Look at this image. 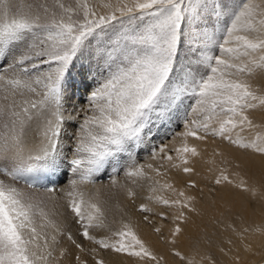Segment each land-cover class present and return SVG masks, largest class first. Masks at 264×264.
Returning a JSON list of instances; mask_svg holds the SVG:
<instances>
[{
	"label": "snow or ice",
	"instance_id": "6c2138e0",
	"mask_svg": "<svg viewBox=\"0 0 264 264\" xmlns=\"http://www.w3.org/2000/svg\"><path fill=\"white\" fill-rule=\"evenodd\" d=\"M201 180L260 222L205 224ZM232 236L264 250V0H0V264H224Z\"/></svg>",
	"mask_w": 264,
	"mask_h": 264
},
{
	"label": "bare ground",
	"instance_id": "6f19581e",
	"mask_svg": "<svg viewBox=\"0 0 264 264\" xmlns=\"http://www.w3.org/2000/svg\"><path fill=\"white\" fill-rule=\"evenodd\" d=\"M77 95L79 96L80 94L78 93ZM179 131H177V132H179ZM181 131H183V129ZM170 134H171V138H172V133H170ZM170 134H168V135H170ZM171 138L168 139L164 144L170 143ZM217 145H219V147H221L225 150H230V149H227V146L225 144H221L219 141H217L216 144L209 142V144L202 145V147L206 148L207 153L210 154L212 151V148L216 147ZM145 157L146 156L144 155V157H143L144 159L140 158L141 162H143V160H145ZM206 174H207L206 169H201V175L203 176ZM197 179H199V178H197ZM259 179H260L259 174H257L256 176L253 177L254 181H258ZM102 182L106 183L107 179L102 178ZM200 187L205 188L204 199L200 205V207L202 208V210L205 213V216L203 218L205 224H207V222L209 221V219L211 217L219 216L221 212H225L226 207L231 208V216L233 218H235L236 215H240L248 223H251L253 220L257 223L260 222L261 211H262L260 205L256 204L255 206L250 207L247 204V198L244 194L232 193V195L230 197V203L228 205H224L223 202L219 201V199L217 198L216 205L212 206V203H211L212 197L208 193L206 182L201 180L200 181ZM124 203H127V202L123 201V198H122V206ZM225 214L228 215L227 212H225ZM195 222L197 224H201V220L199 218H197ZM145 231L147 232L149 230L145 229ZM208 233L211 236V239L214 243L213 250H215L216 244H219L220 241L224 240L225 238H227L228 236L231 235V233L225 232L223 230V226H221L217 230V229L213 228L210 224L208 225ZM232 239L234 241V244L230 246V247H232V253L229 254V257H222V256H220L219 253H217L218 258L221 259L222 261H224V264H231V256L234 254H237V253L242 258L241 264H261L264 262V250H262L260 247L261 238L259 236L250 237L249 241H245V242H251L253 244V251L251 253H246L243 251L242 244L237 237L232 236ZM113 259H115V258H113Z\"/></svg>",
	"mask_w": 264,
	"mask_h": 264
},
{
	"label": "rangeland",
	"instance_id": "374dc122",
	"mask_svg": "<svg viewBox=\"0 0 264 264\" xmlns=\"http://www.w3.org/2000/svg\"><path fill=\"white\" fill-rule=\"evenodd\" d=\"M182 129H183L182 124L174 125L172 129H168V130L161 129L160 136H159L158 139H156V140L154 141V143H155L156 145H160L162 142L165 143L168 139L171 138V134H170V133H172V135H173L174 132H177V131H179V130L181 131ZM173 130H174V131H173ZM168 134H170V135H168ZM164 136H165V137H164ZM144 155L146 156V157H145V159H146V158H147V155H148L147 152H142V153H140V156H139L138 158H139V159H140V158H141V159H144V158H143ZM141 159H140V160H141ZM261 264H264V262L261 263Z\"/></svg>",
	"mask_w": 264,
	"mask_h": 264
}]
</instances>
